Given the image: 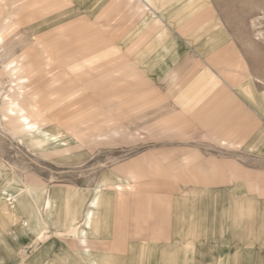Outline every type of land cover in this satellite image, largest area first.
I'll list each match as a JSON object with an SVG mask.
<instances>
[{
	"label": "rangeland",
	"instance_id": "obj_1",
	"mask_svg": "<svg viewBox=\"0 0 264 264\" xmlns=\"http://www.w3.org/2000/svg\"><path fill=\"white\" fill-rule=\"evenodd\" d=\"M178 1L0 0V194L82 197L33 231L45 200L0 208V264H90L77 231L116 175L136 189L104 192L94 253L264 264V0Z\"/></svg>",
	"mask_w": 264,
	"mask_h": 264
},
{
	"label": "crops",
	"instance_id": "obj_2",
	"mask_svg": "<svg viewBox=\"0 0 264 264\" xmlns=\"http://www.w3.org/2000/svg\"><path fill=\"white\" fill-rule=\"evenodd\" d=\"M178 2L179 4H184V0L182 1L179 0ZM34 4L36 5L37 3L34 2ZM242 88L243 89L240 91V93L245 98L249 99L250 98L249 96H256V92L254 91V88L251 83L245 85ZM128 169H129V174H132L131 169L130 168ZM126 172H127V169H126ZM117 176L122 178L124 181L119 182L117 179L118 178ZM130 178L131 179L127 177L123 178L120 175H116L115 177L116 181L114 183H107L106 186L102 188L100 193L95 192L94 197L87 204V208L85 210V220L83 221L82 226L77 231V238H78L79 244L83 247L82 257L87 259V261H89L90 264H114L115 263L113 259L110 258L109 256L99 255V254L94 253L92 248L89 247L88 245L90 243H97L96 241L101 239V233L98 231L97 221L99 218L98 214L102 211L101 209L108 208L107 204L105 203L106 200L103 196L104 192L106 190H118L120 193H124L127 190L134 191L136 188H135V185L131 184V181L135 180V177L132 176ZM25 191L27 192L31 201H33L39 208L40 206H42L45 200V203H44L45 210L44 211L39 210V213L37 214L36 218L31 217V218L24 220V223L27 224L28 230L30 231H33L39 227L45 228L48 226H52L54 223V220L62 216V213H64V211L67 212L68 210V212L74 213V211H72L70 204H69L71 203L73 199H75L74 201H77L76 202L77 204L79 202L81 203L82 201V197L78 195L79 193L77 190L61 189V188L60 189L43 188V189L38 190L35 194H32L31 191L27 190L26 187L24 188L19 187L12 192L14 195L13 198L4 196V193L0 194V204H1L0 208L5 213L7 212V214H10V213L17 214L18 213L20 215V213L22 212H26V211L30 212L29 208L32 207V204H30L31 202L28 201L29 199H27V197L23 195V192ZM45 194H47L46 199H44ZM97 197H98V201L96 200ZM12 199L15 202L10 204L9 202L12 201ZM92 202H95L94 205H91ZM90 212L92 213L91 216H89ZM102 220L103 218L100 219L99 224L102 222ZM194 229L196 228L194 227L193 230ZM195 233L196 231H193V234ZM177 235H179V233H177ZM197 235L200 236V233L198 232ZM234 244H237V243H234ZM229 245L230 244H228V246ZM241 251H242L241 256L238 259L241 260V264H248V260H249L248 254L249 253H246L243 248H241ZM163 256H164V253H163ZM226 259L230 262L228 258ZM232 260L234 261V258ZM48 264H53V263L50 262Z\"/></svg>",
	"mask_w": 264,
	"mask_h": 264
},
{
	"label": "bare ground",
	"instance_id": "obj_3",
	"mask_svg": "<svg viewBox=\"0 0 264 264\" xmlns=\"http://www.w3.org/2000/svg\"><path fill=\"white\" fill-rule=\"evenodd\" d=\"M36 130H39V129H36ZM36 130H34V131H36ZM34 131H33V132H34Z\"/></svg>",
	"mask_w": 264,
	"mask_h": 264
}]
</instances>
